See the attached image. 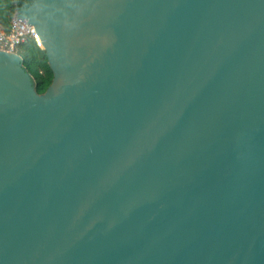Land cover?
I'll use <instances>...</instances> for the list:
<instances>
[{"label":"water","instance_id":"obj_1","mask_svg":"<svg viewBox=\"0 0 264 264\" xmlns=\"http://www.w3.org/2000/svg\"><path fill=\"white\" fill-rule=\"evenodd\" d=\"M53 78L0 50V264H264V0H30Z\"/></svg>","mask_w":264,"mask_h":264},{"label":"trees","instance_id":"obj_2","mask_svg":"<svg viewBox=\"0 0 264 264\" xmlns=\"http://www.w3.org/2000/svg\"><path fill=\"white\" fill-rule=\"evenodd\" d=\"M26 2L27 0H0V25L3 30L10 28L16 9ZM17 53L22 57L26 71L33 77L36 92L43 93L53 78L45 51L37 47L34 41L27 40L17 47Z\"/></svg>","mask_w":264,"mask_h":264},{"label":"built area","instance_id":"obj_3","mask_svg":"<svg viewBox=\"0 0 264 264\" xmlns=\"http://www.w3.org/2000/svg\"><path fill=\"white\" fill-rule=\"evenodd\" d=\"M27 40H32L37 47L43 48L34 27L25 20L17 18L16 15L12 17L7 31L0 30V50L17 53V47Z\"/></svg>","mask_w":264,"mask_h":264},{"label":"flooded vegetation","instance_id":"obj_4","mask_svg":"<svg viewBox=\"0 0 264 264\" xmlns=\"http://www.w3.org/2000/svg\"><path fill=\"white\" fill-rule=\"evenodd\" d=\"M29 1H30V0H27V2H26L24 5H26ZM24 5H23V6H24Z\"/></svg>","mask_w":264,"mask_h":264},{"label":"crops","instance_id":"obj_5","mask_svg":"<svg viewBox=\"0 0 264 264\" xmlns=\"http://www.w3.org/2000/svg\"><path fill=\"white\" fill-rule=\"evenodd\" d=\"M0 30H2V27H1V25H0Z\"/></svg>","mask_w":264,"mask_h":264}]
</instances>
